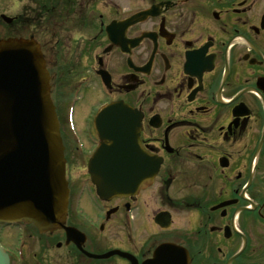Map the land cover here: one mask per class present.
Here are the masks:
<instances>
[{"label": "flooded vegetation", "instance_id": "flooded-vegetation-1", "mask_svg": "<svg viewBox=\"0 0 264 264\" xmlns=\"http://www.w3.org/2000/svg\"><path fill=\"white\" fill-rule=\"evenodd\" d=\"M74 1L57 73L42 45L52 95L57 85L61 100L77 90L80 104L138 111L141 148L160 167L138 194L102 201L88 173L96 113L78 120L82 151L62 124L70 185L93 187L95 215L82 194L66 223L75 242L61 230L3 245L11 264L55 263L51 245L57 264H264V0ZM136 14L111 42L107 28Z\"/></svg>", "mask_w": 264, "mask_h": 264}, {"label": "water", "instance_id": "water-1", "mask_svg": "<svg viewBox=\"0 0 264 264\" xmlns=\"http://www.w3.org/2000/svg\"><path fill=\"white\" fill-rule=\"evenodd\" d=\"M49 92L39 45L0 40V222H24L40 233L63 226L69 198ZM97 120L107 126L97 129L105 144L90 165L98 195L107 200L138 192L155 170L139 144V114L120 105L102 111ZM0 264H9L1 248Z\"/></svg>", "mask_w": 264, "mask_h": 264}, {"label": "rangeland", "instance_id": "rangeland-1", "mask_svg": "<svg viewBox=\"0 0 264 264\" xmlns=\"http://www.w3.org/2000/svg\"><path fill=\"white\" fill-rule=\"evenodd\" d=\"M26 1L27 0H24V1L23 0H0V17L2 15H5L9 18H14V17L18 16L22 12L21 7L26 4ZM115 1H117L120 5L127 2V0H115ZM4 26L5 25L3 24V26L0 27V38L1 37L6 38L7 36H11V34H12L10 29H7ZM25 36H28V35L25 34ZM52 63H54V61H52ZM55 97L57 100L56 94H55ZM88 100L89 101L84 106L83 111H82L83 105H81V107H79V108L76 107V116H79L82 113L86 116H89L90 114L93 113V111H95L96 106H94V105L97 103L96 98L95 97H88ZM57 102H59V100H57ZM59 109H60L61 118L63 120V118L64 119L67 118V113L71 112L72 106H70L69 104L68 105L63 104V106H60ZM80 111H82V112H80ZM79 132L83 136V134L85 133V130L80 129ZM75 172H78V168H75ZM75 188H76V186L74 185L73 189H75ZM76 191H77V188H76ZM84 200L90 201L91 204L87 205L85 208L88 207L87 209L89 210V213L91 215H95L94 209L92 207H89V206H93V197H92V195L89 194L88 191L84 195ZM18 236L19 235H18L17 229H5L4 232L2 233V235L0 236V240H1L3 245H6V246L9 245V246L13 247V246L17 245ZM44 238L45 237H42L40 239H42L44 241ZM33 239H35V240H33ZM33 239L30 238V242H36L38 240V238L36 236H34ZM55 242H56V240L53 241L54 244H55ZM49 249H51V250H50V253L48 254V257H51V260L55 262V263H50V264H57V260H58L57 258L60 254L59 250L57 249L56 245H51V247Z\"/></svg>", "mask_w": 264, "mask_h": 264}, {"label": "trees", "instance_id": "trees-1", "mask_svg": "<svg viewBox=\"0 0 264 264\" xmlns=\"http://www.w3.org/2000/svg\"><path fill=\"white\" fill-rule=\"evenodd\" d=\"M68 3V0H66ZM73 7H74V0ZM39 6L30 10L24 9L22 16L21 31L33 28L36 31H50L55 37L58 35V30L65 23L67 9L62 7L61 0H41ZM56 32V33H55Z\"/></svg>", "mask_w": 264, "mask_h": 264}]
</instances>
